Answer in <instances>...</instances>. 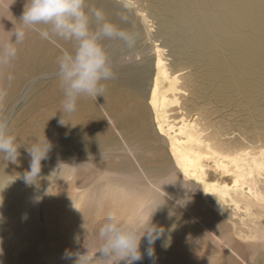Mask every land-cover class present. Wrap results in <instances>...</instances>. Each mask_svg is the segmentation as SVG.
<instances>
[{"label":"bare ground","instance_id":"6f19581e","mask_svg":"<svg viewBox=\"0 0 264 264\" xmlns=\"http://www.w3.org/2000/svg\"><path fill=\"white\" fill-rule=\"evenodd\" d=\"M87 3L121 28L134 17L145 53L126 65L110 59L116 76L102 82L103 96L82 95L72 114L62 112L56 70L35 77L49 78L48 86L7 133L24 152L36 140L51 143L41 162L48 179L29 185L8 172L6 184L0 178V199L6 194L18 215L0 226V264H47L33 243L43 231L48 262L73 264L63 254L85 252V242L91 249L108 211L138 224L150 209L164 236L154 261L142 239L144 258L135 264H264V0ZM25 4L6 6L21 17ZM30 33L8 66L16 79L56 66L53 51ZM157 139L167 146L161 154ZM118 148L123 152L94 156ZM93 157L106 164L91 165ZM160 164L168 169L159 171ZM154 181L170 183L162 186L164 201ZM35 200L45 205L43 220L29 213ZM14 223L23 230L13 233Z\"/></svg>","mask_w":264,"mask_h":264},{"label":"clouds","instance_id":"9594fccd","mask_svg":"<svg viewBox=\"0 0 264 264\" xmlns=\"http://www.w3.org/2000/svg\"><path fill=\"white\" fill-rule=\"evenodd\" d=\"M93 19L95 28L92 26ZM122 19L126 20V17ZM19 23L21 27L12 30L6 41H0V69L15 61L18 46L25 41L28 31L38 33L41 39L55 44L61 51L56 73L63 92L62 112L67 114L77 111V101L82 95L95 100L103 96L105 85L102 82L115 78L116 72L105 43L116 41L134 50L138 38V34L106 19L103 11L90 7L87 0H26ZM65 43L71 47H64ZM134 60V53L126 54L121 56L120 63L126 65ZM7 79L11 81L14 77L9 73ZM3 94L0 91V96ZM7 127V121L0 119V157L15 162L19 156L17 138L7 133ZM51 148L46 138L43 141L36 140L26 148L31 157L30 170L23 176L26 184L38 183L41 162L48 159ZM153 183L156 195L160 196L162 192L164 201L166 194L162 186L170 183ZM160 205L157 203L156 208ZM151 215L140 224H127L115 211H108L104 221L93 233L92 248L85 242V252L66 250L63 258L73 261V264H120L121 261L135 264L144 258L140 251L143 239L147 244L145 253L154 261V245L164 236L165 230L151 223Z\"/></svg>","mask_w":264,"mask_h":264},{"label":"rangeland","instance_id":"374dc122","mask_svg":"<svg viewBox=\"0 0 264 264\" xmlns=\"http://www.w3.org/2000/svg\"><path fill=\"white\" fill-rule=\"evenodd\" d=\"M6 4H13V0H5V4L0 6V41H6L9 37V35L11 34L10 32L12 31V28L20 25V23H19L20 16L15 14L14 12H12L10 10V8L6 6ZM123 28L127 29L129 31H132L133 33L138 34L136 47L134 50H129L125 45H123L120 42H116V41L106 42L105 48L109 54L110 59L120 60L121 56L126 55V54H133V53L135 54V60L143 57L144 53H145V51L143 50L144 41H145L144 32L141 28H139V24L134 19V17H130V19L126 22V24L124 25ZM30 34L33 37H35L40 43H42L45 47H48L53 51V59H54L56 66H55L54 70H52V71H49V69H53V68H48V69H45V71L35 72L34 74L31 73L30 75H27L23 78H17V79H16L14 73L8 70L9 69L8 66L4 67L3 69H0V91H3V93H4L3 96L0 97V119H4L7 121V125H8L7 130H6L7 132L9 131L11 121L19 113H21L22 110L24 111V108H26L28 106L30 100H32V96L35 97V95L37 94V92L40 91L41 88L48 86L47 82L50 80L49 78L38 79L37 81H35V77L43 75L44 73L49 74L51 72H54L57 69V59H58L59 55L61 54L60 48H58L53 43H50L48 41L41 39L39 37L38 33L31 32ZM13 40H14V37H13ZM159 40L160 39L157 38V41H159ZM21 45H22V47L20 45L18 46V49L21 47L19 49V51H20L19 53H21V51L23 52L24 44L22 43ZM9 73H11L14 77V79H12L11 81H9L7 79V76ZM36 85L38 86L37 88H36ZM15 86H16V89H15ZM10 87L12 89H10ZM26 94H28L27 95L28 97L26 96ZM9 96H11V97H9ZM2 102H3V104H2ZM142 144H143V151H145L148 147V143L146 141H143ZM256 144H260V141L257 142ZM155 145H156V148L159 150L160 154H161L160 151H162L163 147L167 150V146L164 145L161 142V140H159V139L156 140ZM17 146L19 147V149H18L19 156L17 157V160L15 162L11 163V161H5L2 157H0V178H1V182L3 184L7 183V180H8L7 175L8 174L12 175L13 177L23 178L24 173L26 171H29V169H27V167L28 166L30 167L31 158H30L29 154L27 153V151L24 152L25 146L21 145L20 143H17ZM122 152H123L122 148H118L115 151L105 150L98 155L94 154V156L103 157V155L106 156V155H111L114 153H122ZM146 152H147V150H146ZM21 153H22V155H21ZM69 159H71V158L70 157L65 158V160H69ZM93 159H92L93 161H89V163H91V165H94V166H101L102 165V167H103V165L106 164L105 159L101 158V160H97L96 157H93ZM22 160H23L24 164L27 163V165L22 164ZM13 163H15V164H13ZM53 165L51 168V174H52L53 170H55L56 174H58V172L60 171L59 170L60 168H54L55 165L54 166ZM8 166H9V168H8ZM11 167H13L14 169ZM46 167H45V169H46ZM11 169H12V171H11ZM15 169H17V170H15ZM167 169L168 168L165 164H163V165L160 164V167L158 168L159 171H166ZM41 170H43V168H41ZM7 172H8V174H7ZM41 173H44V174H41ZM47 175H48L47 170L44 172L41 171L40 172V179L44 176L43 181H45L46 179H48ZM98 178H99V176H98ZM34 188L36 190L40 189V187L38 185H35ZM0 201H2V203H0V206L2 207V209H4V213L2 215H0V226H1L2 221H15L16 218H18V215L15 211V206L11 205L9 197L6 194L2 195ZM45 211L46 210H45L44 203L38 202L37 200H35L34 204L32 205V207L29 211V213H31V215L34 218L39 219V220H43L44 215L46 213ZM155 213H156V211H154L153 209H150L147 212L141 214L138 224L142 223L151 214H152L151 217L155 216ZM22 227H23V224L21 225L19 223H14L12 225V232L13 233L21 232L23 230ZM74 237L75 236H73L71 238V240H73V241H70L71 243L73 242V244H74V240H75ZM77 240H79V238ZM76 241H75V243H76ZM70 242L67 244L68 245L71 244ZM33 243L37 244L38 250L41 253L40 259L45 261L47 264H54V263L48 262L50 257H48L46 254V246H48V242L46 241V233L44 231L41 232L39 237L37 239H35L33 241ZM77 243H79V242L77 241Z\"/></svg>","mask_w":264,"mask_h":264}]
</instances>
